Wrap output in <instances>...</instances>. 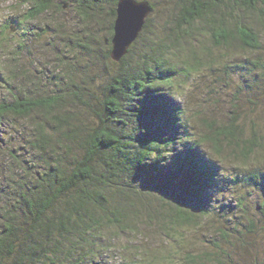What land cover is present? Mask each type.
<instances>
[{"label":"trees","instance_id":"16d2710c","mask_svg":"<svg viewBox=\"0 0 264 264\" xmlns=\"http://www.w3.org/2000/svg\"><path fill=\"white\" fill-rule=\"evenodd\" d=\"M55 1L26 0L24 18L64 8ZM73 1L80 50L61 53L49 35V73L29 47L42 37L43 48L53 28L17 41L1 31L0 49L16 45L4 60L7 77L0 75V264H110L127 247L129 264H264V103L250 111L261 115L244 119L232 101L226 120H196L199 132L179 101L191 72L212 70L218 50L240 55L230 78L249 68L235 97L242 90L264 98V0H138L151 13L118 61L110 56L118 0ZM104 13L110 27L102 37L89 26ZM72 38L61 34L71 50ZM223 158L255 166L231 179L247 186L229 201ZM147 224L165 236L155 250ZM190 228H201V250Z\"/></svg>","mask_w":264,"mask_h":264},{"label":"rangeland","instance_id":"374dc122","mask_svg":"<svg viewBox=\"0 0 264 264\" xmlns=\"http://www.w3.org/2000/svg\"><path fill=\"white\" fill-rule=\"evenodd\" d=\"M25 1L26 0H0V38H2L5 33L7 36H9L10 39L17 41V40H20V37L23 35V32L30 33L32 31L34 32V30L38 31V28H48V27H50L49 29L53 28L54 31H49L47 32V35L44 36V40L42 41V44H41L43 48L40 47L42 37L40 39H35L36 41L32 44V46L29 47L31 48V50L33 48V55L38 57L37 59L40 58L39 59L40 62L37 63V65L39 66V65L44 64L48 66L46 67V69H47V73H49L51 69H53V67L49 63L52 62V59H55L54 50H51L52 54L50 53L48 55L45 50V45L47 46L45 42L47 41V39H50L49 35H54V39L52 40H54L56 44H58L61 47L60 49L61 53L64 52V50L69 51L71 53H76L80 50L79 47H77V45L74 48V44L77 42L78 38H80L83 35L82 24L81 23L76 24L77 17H76L74 5L77 2L73 0H64L66 4L64 5V8H62L60 11L56 10V8L52 6L50 10H48L46 13H44L37 19L26 21L24 16L26 15L28 8L30 7V4L26 3ZM58 1H63V0H56L55 4ZM103 7L108 8L110 6L105 4ZM108 18L109 17L107 13L102 14L100 16L99 24L97 22L96 27L90 24L89 28H92L93 30H95L97 34L102 37L107 36V34L109 33L108 29L110 27ZM14 19L21 21L22 25L18 27L16 22H14ZM56 20H58L57 24H59L60 22L65 24L63 30H61L62 28H59L61 33L55 30V27L57 25L55 22ZM5 25L11 26V29L3 28ZM1 31H4V33ZM64 32L68 34V37L70 36V37H73L72 39H74L71 42L72 50L69 47H67L69 46L67 45L69 41H66L67 43L66 44L65 41L61 40V34ZM74 33H76V36H73ZM15 41L2 42L3 46L1 43L0 75L2 74V75H5L6 77L8 75L7 69L4 67V64H5L4 60L5 58L11 57V54L8 48L10 44L12 46L16 45ZM204 45L208 47L209 45L211 46V44L208 42H205ZM214 53L219 58L212 65L213 69L210 70L207 66H204L203 68H200L198 70L191 72L189 79L186 81V83H184L185 85V88H183L184 93L182 94V96L180 95V98H179V101H181L184 109L186 110V118L188 119V122L192 125V127L196 126L199 132L201 130L203 131V127H200L196 120L198 119H202L204 121L205 119H211V120H217V121H220L223 119L226 120L228 114L231 115V111L235 110V109H232V106H231L232 101L233 103H237L235 106L239 108L237 109V111L242 118L244 117L246 118L254 117L255 118L256 115H258L259 113L261 115L260 110H258L259 108L254 113H250V111L252 110L251 109L252 106L254 108L257 106L261 107L263 106L261 103H264L262 102L264 98L259 99L260 98L259 96L253 97L255 94L251 97L247 96L246 94L243 93L242 90L238 94L239 99L235 97V93L236 92L238 93L237 82L244 81L246 84H248L251 78L250 75L248 74V70H249L248 66H246L243 70H240L234 73L232 78H230L228 75V70H230L229 67H231L232 69L233 68L236 69L235 67H238L237 65L242 64V62L240 61V55L237 54L238 56H236L235 54H232V55L230 54L229 57L226 58L225 55H228V54H225L224 51L222 50L215 51ZM258 55L259 57L264 56V52L260 51ZM252 58H254V54ZM241 76L243 77L241 78ZM2 94H3V91H0V98L3 97ZM249 99L251 100L253 99V102L255 103L251 105L252 102H249ZM260 115L258 117L259 124H260ZM263 117H264V114H263ZM32 121H33V117H32ZM27 122L28 121L24 120V121H21L20 123H22V125H25L27 124ZM263 123L264 121H262V125H260V136L262 135L264 137V124ZM9 132L13 133V130L10 129ZM245 132L248 136V133H249L248 129L245 130ZM204 150L209 151V148L204 147ZM221 163H223V164H220L221 170L224 172L225 176H227L225 177L224 174L222 173V176L225 177L224 179H227L229 176L231 177L229 179L231 181V184L228 186V189L225 192V195H227L226 197H229L228 196L229 193H231L232 195V194H238L240 192H243V190L246 189L247 185L243 184L244 187H242L243 186L242 183H238V181L240 180V177L247 169H251L255 166L251 165L250 163H248L247 165V164H244L241 162H235L231 159H226V158L221 159ZM260 164L262 166L261 169H264V162H260ZM231 179H234V180L238 179V181H232ZM155 198L157 199V197ZM229 198H228V201L232 200L231 197ZM154 201L157 202V200H154ZM145 226L147 227L146 231L150 235L149 241H148L149 243L147 245L152 250H155L157 249L156 246L160 245V242L162 243V240H164L165 236L158 234L159 230L157 229V227L150 228L149 224ZM190 229H188L187 231H188L189 237L193 241V245H194L193 247L196 250H201L197 248V245L199 246V241L201 240L200 238H203V236H201L200 234L202 232L201 228H198V229L194 228L191 230ZM261 235H262L261 233H256L254 237V240H255L254 243L256 244L262 243V241H259L257 239V238L260 239ZM136 237H137L136 238L137 240L141 238V236H136ZM124 238L125 239H123V241L127 242L128 240L130 245L132 244V239H130L131 235H124ZM123 241L119 242L118 245L120 246L124 245L125 242ZM142 241H146V239ZM146 243L147 242H141V244H144V245ZM127 248L124 251L120 249L113 251L109 259L110 264H129V262L124 261V258L129 255L131 256L132 249L130 250V248L128 249ZM161 248L164 251L167 248V246L163 244ZM160 253L161 255H164L162 252Z\"/></svg>","mask_w":264,"mask_h":264},{"label":"water","instance_id":"95a60500","mask_svg":"<svg viewBox=\"0 0 264 264\" xmlns=\"http://www.w3.org/2000/svg\"><path fill=\"white\" fill-rule=\"evenodd\" d=\"M151 13L148 1L118 0L111 38L110 56L118 61L138 37L147 16Z\"/></svg>","mask_w":264,"mask_h":264}]
</instances>
